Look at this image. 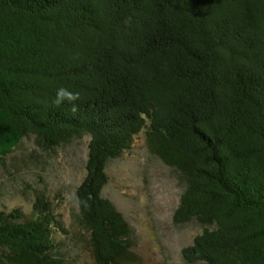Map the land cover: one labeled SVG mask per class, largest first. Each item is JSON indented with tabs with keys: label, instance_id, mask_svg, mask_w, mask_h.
<instances>
[{
	"label": "trees",
	"instance_id": "trees-1",
	"mask_svg": "<svg viewBox=\"0 0 264 264\" xmlns=\"http://www.w3.org/2000/svg\"><path fill=\"white\" fill-rule=\"evenodd\" d=\"M143 131L185 183L175 222L204 227L185 260L264 264V0H0V160L30 135L90 137L77 197L96 264L130 255L103 191ZM17 216L0 212L10 264H73L44 197Z\"/></svg>",
	"mask_w": 264,
	"mask_h": 264
},
{
	"label": "rangeland",
	"instance_id": "rangeland-1",
	"mask_svg": "<svg viewBox=\"0 0 264 264\" xmlns=\"http://www.w3.org/2000/svg\"><path fill=\"white\" fill-rule=\"evenodd\" d=\"M90 137L47 149L36 136L26 137L15 152L0 160V212L24 222L38 197L47 200L70 236L65 251L73 264H96L89 232L80 224L77 189L87 175ZM103 198L132 228L130 255L118 264H189L183 251L193 246L204 227L193 220L177 224L185 183L149 152L146 131L131 150L110 160ZM84 228V229H83ZM0 264L10 261L0 251Z\"/></svg>",
	"mask_w": 264,
	"mask_h": 264
},
{
	"label": "clouds",
	"instance_id": "clouds-1",
	"mask_svg": "<svg viewBox=\"0 0 264 264\" xmlns=\"http://www.w3.org/2000/svg\"><path fill=\"white\" fill-rule=\"evenodd\" d=\"M65 97H67L68 99H74L75 98L71 93L67 92L65 89H61L57 93L58 102H60Z\"/></svg>",
	"mask_w": 264,
	"mask_h": 264
}]
</instances>
